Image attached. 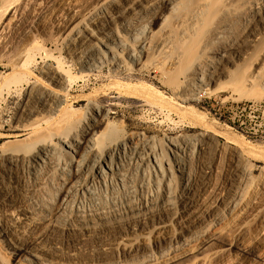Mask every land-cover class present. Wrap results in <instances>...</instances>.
Listing matches in <instances>:
<instances>
[{
  "label": "rangeland",
  "instance_id": "374dc122",
  "mask_svg": "<svg viewBox=\"0 0 264 264\" xmlns=\"http://www.w3.org/2000/svg\"><path fill=\"white\" fill-rule=\"evenodd\" d=\"M238 1L242 3L244 0ZM226 2L227 0H214L213 10L211 9L209 14H214L215 18L218 16L216 20L212 16L215 21L221 20L220 12L224 13L226 8H232L230 10L234 15L228 19L227 36L241 43L248 41L239 50L242 55L247 52L249 54L244 58L234 57L232 58L234 64H226L225 75L219 83L223 86L219 92L213 94L211 91H205L200 94L198 101L182 102L180 99H175L168 90L171 89V85L176 84L171 78L176 72L190 69L192 63L187 68L185 65V67L177 65V70L173 73L172 71L169 73L167 71L169 66L165 65L159 71L144 69L141 79L136 78L139 85L132 88L137 92V100L113 101L108 90L104 88L105 83L107 85L112 80L110 67H106L90 78L74 79L72 94L74 97H80L84 102L70 109L69 122L58 124L56 129H50L45 125L40 135L29 137L34 131L18 129L12 121L15 106L22 99L30 80H40L47 88L52 89L53 86L42 73L47 63H59L74 75L80 72L79 60L70 59L66 54L64 38L71 36L72 28L78 25L81 19L68 31L67 28L61 27L60 23L67 19L68 13L86 11L95 6L97 0H0V137L2 139L0 151L7 150L5 147L8 145L7 151H11L10 153H24L34 149L39 143L48 142L57 156L71 154L78 158L68 148V141L74 142L69 136H77V139L81 140L80 132L88 118L87 103L89 101L95 103L97 98V104L101 101V105H107L114 113L110 114L108 122L97 130L99 135L102 134L99 137L98 149L102 152L112 141L127 143L129 139H134L137 144L149 142L157 150L163 149L162 168L165 175L172 177L171 190L173 188L178 192L180 185L174 166V153L177 149L168 139L172 138L174 142L182 144L188 138H200L201 143L205 145L203 147L206 153L203 154L204 156L191 155L189 164L195 174L194 178L197 177L195 181L198 179L197 193L202 195L203 202L209 205L215 204L210 214L215 216L217 212L222 211L220 200L227 202L233 197L238 170L243 165L248 166V172L249 169L251 171L248 177L250 181L247 180L249 194L236 206L239 210L235 209L233 218L232 214L224 213V219L222 217L220 222H213L210 224L212 226H209L212 228L209 229V227L204 228L209 223V217L203 216L200 225L195 229L200 244L195 242L197 248L193 244L189 248L191 250L186 252L187 256L179 257L171 264H264V82H256L253 87L243 88L244 91L240 89L241 92H234L230 87L233 81L239 82L240 78L253 74L252 72L264 65V20L259 16H251L253 10L251 3L237 2L227 7ZM214 20L210 21L214 23ZM159 28L160 24L155 26V32ZM208 28H211V25ZM209 31L206 29L205 33L202 32L200 38L203 39L202 36H206ZM251 35L259 39L251 42L253 38ZM224 45V42L209 44L205 56L219 58L218 53ZM25 47L29 49L26 62L22 67L16 66L14 59ZM201 47L200 44V51ZM199 49H195L197 54L195 61L203 58ZM154 77L158 81L161 80L165 88L160 83L152 81ZM228 82L231 84L229 85ZM149 83H152L153 87ZM216 87L213 86L211 89L214 90ZM96 94L105 98L100 100ZM146 97L153 98L166 106L164 107L166 109L144 106L140 100ZM201 134L206 139L202 138ZM148 159L149 164L155 167L158 178L152 170L147 169V171L135 156L128 155L120 169L123 175L120 178L126 180L127 185L120 180L114 182V186L108 185V187L97 183L91 185V183L88 190L75 194L64 205L61 204L57 189L61 176L57 168L38 170L36 179L34 176H29L26 167L22 165L15 167L16 175L11 178L0 169L1 187L3 185V188H7L11 199L8 202L0 200V264H18L11 256L12 244L23 246L32 243V246L36 247L37 238L43 234L44 244L54 243L59 247L55 261L60 264H117L121 261V264H125L127 258L121 255L120 250L109 249L114 245L115 236L118 234L116 224L118 221L115 219H112L110 223L113 224L112 226L109 224L108 229H100L102 233L87 237L69 236L62 227L51 232L46 229L47 227H40L24 234L22 233L26 226L24 223L28 221L23 219L26 216L32 217L40 208L45 211L47 209L50 217L56 222L67 217L72 218L76 213L92 215L104 212L112 216L124 212L125 208L131 205L144 203L150 199L159 200L161 189L167 180L161 176V169L154 163V159L151 157ZM156 180L160 183H156ZM149 241L146 251L158 256V247L154 246L152 240ZM166 246L168 245L164 247Z\"/></svg>",
  "mask_w": 264,
  "mask_h": 264
},
{
  "label": "bare ground",
  "instance_id": "6f19581e",
  "mask_svg": "<svg viewBox=\"0 0 264 264\" xmlns=\"http://www.w3.org/2000/svg\"><path fill=\"white\" fill-rule=\"evenodd\" d=\"M237 2L240 1L227 0L226 6L231 7ZM244 2L251 3L253 6L251 16H259L264 20V0H244L242 3ZM215 3L214 0H97L95 6L86 9L87 12L83 10L80 13L78 11L68 13L67 19L60 23V26L67 28V31L81 19L80 23L72 28L71 36L64 38L66 54L70 59L79 60L81 63L80 72L74 75L59 63L44 64L42 73L53 86L52 89L47 88L40 80L28 81L24 95L16 104L15 112L13 111L12 121L18 129L34 131L29 137L40 135L45 125L50 129H56L58 124L69 122L71 119L70 109H74L84 102L83 99L74 97L72 94L74 79L90 78L106 67H110L112 80L107 85L104 80V88L108 90L113 101L116 99L137 100V92L132 88L139 85L136 78L141 79L144 69L159 71L165 65L169 66L167 71L173 73L176 72L177 65L187 68L192 63L190 69H185L180 73L176 72L171 78L176 81V84H170L171 89L168 90L175 99H180L182 102L198 101L200 94L205 91H211L213 94L219 92L223 86L219 83L225 75L226 64H234L232 58H244L249 53L246 51L247 53L242 55L239 50L248 41L241 43L239 40L230 39L227 36L229 32L228 19L234 15L231 11L232 8H230L231 10L226 8L224 13L222 12L223 14L220 12L222 18L217 22L215 20L218 16L215 18L213 13L210 15V10H213ZM248 5L250 6V4ZM210 20H214L215 24ZM159 24L160 28L155 32L154 27ZM210 25L211 28H208ZM206 29L210 30L209 33L202 36L203 39L200 38L201 33H205ZM251 36L253 37L251 42H256L255 40L259 39L255 35ZM200 39H202L200 42L201 51L200 44H198ZM225 39L227 41H224ZM219 42L225 43L218 53L220 57L205 56V50L209 44ZM196 48L202 53L203 58L195 61ZM28 55L29 49L25 47L14 59L15 65L24 66ZM252 73L249 76L246 75L247 73L244 74L247 77L238 79L237 83L233 81L230 86L232 91L239 92L240 89L253 87L256 82H264V65ZM25 74L23 73V75ZM164 74L162 75L164 76ZM152 81L160 83L165 88L161 84V80L158 81L154 77ZM150 85L153 87L152 83ZM213 86L217 87L212 90ZM98 95L96 94L97 97ZM98 98L101 100L105 97L100 95ZM96 101L87 103L88 118L80 132L81 140L77 139V136H69V139L76 144L68 141V148L78 158L71 154L57 156L48 142V144L39 143L34 149L24 153H10L11 151H7L6 143L7 148L5 147V149L7 150L0 151V169L11 178L16 175L15 167L22 165L26 167L29 176H34L36 179L38 170L57 168L61 173L57 189L61 204L64 205L75 194L88 190L91 183V185L97 183L108 187V185L114 186L113 183L120 180L127 185V181L120 178L123 177L120 169L128 155L129 157L135 156L146 167V170H152L158 178L155 167L149 164L148 158L151 157L154 159V163L160 167L163 179L167 180L161 189L160 199H150L144 203L131 205L125 208L124 212L120 214L118 212L112 216L104 212L92 215L76 213L74 217L64 218L60 222L54 221L46 208V211L37 208V212H34L32 217L26 216L23 219L28 222L24 223L26 226L22 233H29L32 229L40 227H47L46 229L51 232L62 227L69 236L87 237L99 233L100 229H108L112 219H115L118 221L116 222L118 234L115 236L114 245L109 249L120 250L121 255L127 258V262L124 261L125 264H171L179 257L186 255V252L191 250L189 248L193 244L195 246V242L199 243L197 241L199 235L195 229L200 225L203 216L209 217V223L204 228L212 226L210 224L213 222H220L224 213L232 214L233 218L235 209L239 210L236 206L241 200L244 201L246 195L249 194L247 180L250 181L248 177H250L251 171L249 169L250 173L248 172V166L243 165L238 170V180L236 179L237 184L233 197L227 202L220 200L222 211L213 216L210 213L214 210L215 204L209 205L203 202L202 195L197 193L196 181L198 179L195 181L197 177L194 178L195 174L189 164L191 155L201 156L206 153L205 145L201 143L200 138L192 139V137L191 140L188 138L182 144L174 142L172 138L168 139L177 149L174 153V166L180 185L178 192L173 188L172 191L170 185L172 177L165 175L162 168L163 149L157 150L149 142L137 144L134 139H129L130 141L127 143L112 141L102 152L98 149L99 137L102 134L99 135L97 130L108 122L110 114L114 113L107 105H101V101H99L100 104H97ZM140 101L144 103V106L152 109H166L164 108L166 106L151 97ZM72 112L74 111L72 110ZM201 135L202 138H205L203 134ZM0 140H2L1 137ZM4 146L5 144L2 148ZM157 182L160 183L156 180ZM8 195L7 188H3V185L1 187L0 184V200L8 202L11 200ZM203 234L206 233L203 232ZM44 240L45 235L43 234L37 238L36 247L32 246V243L23 246L12 244V251H10L12 259L17 260L18 264H60L55 261V258L58 257L59 247L54 243L46 245ZM149 240H152L154 246L158 247V256L153 252L146 251ZM149 242L151 243V241ZM165 245L168 246L164 247ZM121 262L116 263L121 264Z\"/></svg>",
  "mask_w": 264,
  "mask_h": 264
}]
</instances>
